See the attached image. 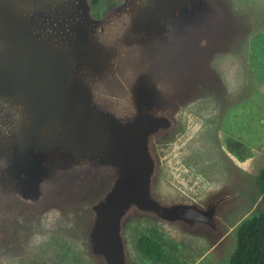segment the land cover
<instances>
[{
	"label": "rangeland",
	"instance_id": "obj_1",
	"mask_svg": "<svg viewBox=\"0 0 264 264\" xmlns=\"http://www.w3.org/2000/svg\"><path fill=\"white\" fill-rule=\"evenodd\" d=\"M11 1L40 70L0 77V264H228L264 210V158L226 146L263 127L264 0Z\"/></svg>",
	"mask_w": 264,
	"mask_h": 264
},
{
	"label": "trees",
	"instance_id": "obj_2",
	"mask_svg": "<svg viewBox=\"0 0 264 264\" xmlns=\"http://www.w3.org/2000/svg\"><path fill=\"white\" fill-rule=\"evenodd\" d=\"M226 146L239 158H244L251 151L244 142L230 136L226 137ZM257 185L264 204V169L257 175ZM234 236L236 247L228 264H264V210L243 220L235 228ZM164 243L163 235L154 232L150 237L141 236L137 247L142 253L150 255L149 258H160Z\"/></svg>",
	"mask_w": 264,
	"mask_h": 264
},
{
	"label": "water",
	"instance_id": "obj_3",
	"mask_svg": "<svg viewBox=\"0 0 264 264\" xmlns=\"http://www.w3.org/2000/svg\"><path fill=\"white\" fill-rule=\"evenodd\" d=\"M0 21L10 31L11 34H13L21 43H23V45L28 47L30 54V63H31L29 69L14 65L0 67V77L15 75L18 76L21 80H24L26 83L35 86L30 81V79L37 77L40 70L39 55H38V48L36 42L31 38H29L25 34V32L16 24V22L11 18L8 11L4 8L1 0H0ZM47 88H48V81L45 82L44 89H42L41 91L45 92Z\"/></svg>",
	"mask_w": 264,
	"mask_h": 264
},
{
	"label": "crops",
	"instance_id": "obj_4",
	"mask_svg": "<svg viewBox=\"0 0 264 264\" xmlns=\"http://www.w3.org/2000/svg\"><path fill=\"white\" fill-rule=\"evenodd\" d=\"M254 90H255L254 97H256L255 98L256 102H254V107L256 108V110H259V116H260L259 120L263 127H261L260 131H256L255 136H253L252 148L248 146L246 143L245 144L250 148V150H253L255 155L258 154L264 158V156H262V154L264 153V110H262L259 107L260 103L264 106V89L260 87H255ZM210 213L213 214V212Z\"/></svg>",
	"mask_w": 264,
	"mask_h": 264
},
{
	"label": "bare ground",
	"instance_id": "obj_5",
	"mask_svg": "<svg viewBox=\"0 0 264 264\" xmlns=\"http://www.w3.org/2000/svg\"><path fill=\"white\" fill-rule=\"evenodd\" d=\"M1 2H2L4 8L7 10V2H6V0H1ZM11 2H16V3H18L21 6H23L25 3L28 4V0H12ZM0 36L3 37V38H7L8 37L12 43H16L17 42L16 38L13 35H11V33H9V31L7 29H5L4 26L1 25V23H0Z\"/></svg>",
	"mask_w": 264,
	"mask_h": 264
}]
</instances>
